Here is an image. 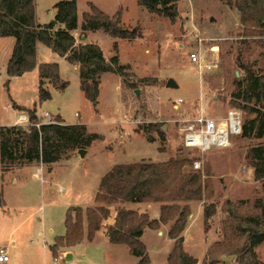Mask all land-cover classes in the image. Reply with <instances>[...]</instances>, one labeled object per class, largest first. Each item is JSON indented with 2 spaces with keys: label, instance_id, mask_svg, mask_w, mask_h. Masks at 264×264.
Returning <instances> with one entry per match:
<instances>
[{
  "label": "rangeland",
  "instance_id": "rangeland-1",
  "mask_svg": "<svg viewBox=\"0 0 264 264\" xmlns=\"http://www.w3.org/2000/svg\"><path fill=\"white\" fill-rule=\"evenodd\" d=\"M61 1L35 0L36 22L47 25L52 21L53 6ZM81 2L84 10L91 4L110 18L119 8H126L121 19L123 26L128 30L137 27L141 34L131 41L113 39L101 30L90 36L91 43L101 48L106 57L115 55L116 45L119 64L128 68V77H120L122 91L118 89V75L106 73L101 77L96 108L82 98L73 66L41 43L38 53L47 52L54 60L52 63L59 66L60 81L67 84L65 90L48 89L46 86L50 83L40 85L35 73L8 78L5 65L12 54L13 39H0V128L10 126L19 114L27 117L25 112L13 108L17 105L35 108L37 116L46 119L38 118L40 122L54 121L61 116L65 124H85L88 133L100 137L85 148L84 158H80L76 149L68 159L53 163L50 174L45 177L51 181L44 192L38 182L30 190L24 188L16 176L2 181L5 207L0 210V247L11 239L16 243L15 248L8 249L12 261L5 264L14 261L17 264H61V249H58L55 261L50 251L43 250V244L52 245L56 238L65 234V214L69 207L92 205L100 178L112 167L185 157L192 163L185 166L184 172L199 173L205 183L203 200L187 202L190 212L187 220L196 213L189 227L186 252L200 264L207 255L221 258L225 256L223 253H234L241 237L235 228L237 222L261 214L254 210L253 202L264 201V181L255 180L246 154L253 146H264V139L247 140L237 136L227 149L214 148L199 153L183 148L177 120L195 115L200 102L208 116L214 119L224 117L227 110L233 109L235 83L243 78L244 69L264 74V44L260 43H264V38L244 35L239 13L227 5V0H178L179 16L175 23L140 8L136 0ZM118 11L121 13V9ZM198 51L204 60L217 56L218 68L203 70L199 75L197 67L189 60V54ZM169 78L176 82L177 88L165 87ZM40 88L50 92L49 100L39 99ZM135 90H138L137 95ZM177 99L184 102L175 109ZM238 111L244 120L245 113ZM153 124L165 133L164 152L159 151L156 132H145ZM20 126L28 127L29 122ZM148 136L155 141L147 142ZM193 161L200 163L198 169L193 168ZM11 178L18 182L11 183ZM209 204L214 206V213L205 232L202 215L203 208ZM161 227L156 230L161 231ZM203 235L207 243L205 251ZM143 241L148 247L150 242L160 246L158 251L155 246L154 250L149 247V264H167L165 241L155 232H147ZM112 248L105 247L101 240L79 243L73 248L72 263L136 264L125 245ZM255 252L258 264H264V242L255 248Z\"/></svg>",
  "mask_w": 264,
  "mask_h": 264
},
{
  "label": "trees",
  "instance_id": "trees-1",
  "mask_svg": "<svg viewBox=\"0 0 264 264\" xmlns=\"http://www.w3.org/2000/svg\"><path fill=\"white\" fill-rule=\"evenodd\" d=\"M140 8L171 23L178 19V0H136ZM227 5L238 11L240 24L246 37L264 38V0H227ZM35 0H0V37L13 38L12 54L6 64L8 78L32 72L38 67L39 75L59 90L65 84L60 82L59 66L56 63L38 64L36 61V43L70 64L80 65V90L93 108L98 105L99 78L103 73L128 77V68L119 64L117 48L115 55L106 60L101 48L94 44L75 45L72 30L78 26L76 0H63L53 6L54 18L47 25L36 22ZM122 14L117 11L110 18L89 4V12L83 13L82 34L103 31L112 38L131 41L140 37L137 27L126 29L121 25ZM61 26V28H57ZM262 45L264 44L260 41ZM38 97L42 101L50 99V92L40 88ZM231 106L245 113L242 120L243 139H264V74L244 69V76L235 83ZM13 108L25 112L29 126H5L0 128V168L1 174L16 167L68 159L74 150H84L92 142L100 140L97 134L86 131L82 124H64L61 118L54 122L42 123L36 117L35 108L26 109L13 105ZM38 124V126H36ZM160 126L153 124L145 129L146 133L155 131L159 141V151L164 152L165 133ZM151 143L155 139L147 137ZM67 154V155H66ZM65 156V157H63ZM253 176L264 181V146H253L246 154ZM188 158H170L166 162H135L118 164L112 167L99 180L94 195L96 207H69L65 216V235L55 239L49 248L53 257L60 248H70L81 243L86 232V240L92 241L104 219L109 217V206L119 203H161L158 219L150 220L147 214L119 208L115 213L114 224L107 228L109 243L125 245L129 254L137 259L136 264H149L146 247L140 240L145 228L156 230L160 225L174 221L168 233L173 239V248L167 257V264H198L197 260L184 251L182 232L189 216V207L177 203L202 201L205 183L199 173L184 172L191 164ZM5 206L3 193L0 192V208ZM255 211L261 214L249 216L237 222L235 228L240 232L239 246L234 253L222 255L234 257L232 263L219 262L218 257H207L201 264H258L255 248L264 242V201L253 202ZM214 213V206L203 208V229L207 232V222ZM230 217V216H229ZM227 223V221L225 222ZM226 234V233H225ZM227 235V234H226ZM209 254V253H208Z\"/></svg>",
  "mask_w": 264,
  "mask_h": 264
},
{
  "label": "crops",
  "instance_id": "crops-1",
  "mask_svg": "<svg viewBox=\"0 0 264 264\" xmlns=\"http://www.w3.org/2000/svg\"><path fill=\"white\" fill-rule=\"evenodd\" d=\"M81 0H76V15H78V26L76 29L72 30V35L75 39V45L76 46H81V45H85V44H92L91 43V40H90V36L94 33V32H87L86 34H82L81 32V24H82V21H83V13H88L89 12V8H88V4H87V8H85L84 10V7H81ZM98 9V8H96ZM121 9V14H122V20H123V13L124 11H126V8H119ZM118 9V10H119ZM117 10V11H118ZM116 11V12H117ZM102 12V11H101ZM114 12V15L115 13ZM35 13H36V9L34 11V16H35ZM103 13V12H102ZM53 14H54V11H53ZM104 14V13H103ZM107 15V14H105ZM108 16V15H107ZM110 17V16H109ZM114 17V16H111V18ZM122 20H121V25L123 26L124 24L122 23ZM125 26V25H124ZM123 26V27H124ZM57 28H61V26H57ZM99 31V30H98ZM107 35V34H106ZM109 36V35H108ZM112 38V37H111ZM0 39H6V38H1ZM7 39H13V38H10L8 37ZM114 39V38H113ZM118 39V38H117ZM38 44L39 43H36V46H35V50H36V61H37V65L38 64H49V63H52V61L54 60H51L53 59L51 56H49L47 54V52H42V53H38ZM11 46V51L13 46H14V39H13V44L10 45ZM50 50V49H48ZM51 51V50H50ZM103 52V51H102ZM53 53V52H52ZM55 54V53H53ZM56 55V54H55ZM57 56V55H56ZM103 56H104V53H103ZM11 57V56H10ZM59 57V56H58ZM61 58V57H60ZM104 58L106 60L110 59L111 57H106L104 56ZM63 60H66V58H61ZM9 60V59H8ZM67 61V60H66ZM8 62V61H7ZM54 63V62H53ZM7 64V63H6ZM70 64V63H69ZM71 66H73V69L75 70V74H76V82L78 83V86L80 88V82H79V70H80V65L78 64H70ZM6 66V65H5ZM58 66V65H57ZM5 72H6V68H5ZM32 73H35V75L37 76V79H38V83L40 85H47L48 82L44 79H42L39 75V72H38V67H36L35 69L32 70V72H29V73H25L23 75H21V77L25 76V75H28V74H32ZM106 74V73H103L100 75V78H99V81L101 79V77ZM59 75H60V70H59ZM18 77V76H16ZM16 77H13V78H16ZM119 77V81H120V76ZM60 80H61V77H60ZM61 82V81H60ZM63 83V82H62ZM101 83V81H100ZM64 84V83H63ZM121 84H122V81H120V85L118 86V89H120V91H122L121 89ZM50 87V89H56V91L58 92H62L65 90V88L67 87V84H65L64 88L59 90L57 88L56 85H52L50 84L49 86H46ZM99 87H100V84H99ZM122 93V92H121ZM81 96L82 98L84 97L83 94L81 93ZM99 96V94H98ZM98 98V97H97ZM86 99V98H84ZM99 99V98H98ZM88 101V100H87ZM36 114V113H35ZM20 115V114H19ZM19 115H18V118L10 125V126H13V125H17L18 121H19ZM51 116V115H50ZM49 116V117H50ZM36 117L37 114H36ZM40 120H46V119H42L41 117H38ZM55 118V117H54ZM57 118H61V121L62 123H64L63 119L61 116L57 117ZM55 118V120L57 119ZM54 120V121H55ZM44 123V122H42ZM46 123V122H45ZM65 124V123H64ZM75 124V123H74ZM78 124V123H76ZM85 125V124H84ZM86 127V126H85ZM86 131H87V128H86ZM58 162V161H57ZM53 163H56V162H53ZM51 163V165L53 164ZM51 165H48V166H44L40 163H35V164H29V165H24V166H20L18 168H14L13 170L5 173L4 175L1 174V168H0V192L3 193L2 191V181L7 180V177H12V176H16L17 178H20L21 180V184H23L24 188H27L30 190V188H32L34 186L35 183H40L41 185V188L43 189V192L45 191V186L47 184H49V182L51 181L50 178H45L46 176H48L52 170V166ZM48 171L47 173L45 171ZM108 172V171H107ZM106 172V173H107ZM103 176V175H102ZM102 178V177H101ZM100 178V179H101ZM11 183H17V179H14V178H11L9 179ZM9 182V181H8ZM97 192V191H96ZM94 198V197H93ZM193 202H196V201H188V203H193ZM187 202L184 203V202H180L178 204L180 205H186L188 204ZM97 205L94 203V199H93V203L92 205L90 206H86V207H96ZM161 206V203L159 202H153V203H128V202H125V203H119V204H115V205H110L108 208H109V217L107 219H104L102 224H101V227L98 231H96V234L93 238L92 241H88L86 239H84L81 243H91V242H94L96 240H101V242L103 244H105V247L109 248V249H113L112 247L113 246H119V245H112L109 243V240H108V236H107V228L111 225L114 224V220H115V213L116 211L119 209V208H124L126 210H131V211H134V212H138V213H143V214H147L150 218V220H153V219H158L160 217V213H159V208ZM5 207V206H4ZM3 207V208H4ZM71 207H79V206H71ZM83 208V207H80L82 209H86ZM3 208H1L0 210H3ZM4 212V211H3ZM200 212V211H199ZM196 213V212H195ZM195 213L193 212L192 215H191V218L187 220V223L184 227V231L182 232V237H183V245L184 246V251L186 252V243H187V239H188V234H189V227H190V224L192 223L193 221V218L195 216ZM202 218H203V215H202ZM174 221H171L169 222V224L167 225H162V227L160 228L161 231L159 230H151V229H148V228H145L144 231H143V234L142 236L140 237V240L141 242L143 243L144 247H146V250H147V254L149 252V247L151 250H154L155 247H157V249L155 251H158L160 246L156 245V243H153V242H150L149 243V247L148 245H146V243L143 241V238H144V235L147 233V232H155V234L160 238L162 239L163 241L166 242L167 244V250H166V253H165V259L167 260V257L169 256V254L171 253V250L173 248V239H169L168 237V233H169V229H170V225L173 224ZM64 233H65V227H64ZM40 236H43V233H39ZM65 235V234H64ZM63 235V236H64ZM61 236V237H63ZM53 245V244H52ZM52 245H46V244H43V250L46 251L47 253V250L50 251V254H52L51 250H49L48 248H50ZM4 246H7L8 249H13L15 248L16 246V243L14 240H10L8 244L4 245ZM76 246V245H75ZM75 246H72L70 248H60L61 249V252L62 253H71L72 254V260L74 259V256H75V253H74V247ZM155 246V247H154ZM203 251H205V249L207 248V243H206V240H205V235H203ZM61 252L59 254H61ZM187 253V252H186ZM189 254V252L187 253ZM190 255V254H189ZM53 257V255H52ZM135 259V258H134ZM196 259V258H195ZM53 260H54V257H53ZM72 260L69 264H74L72 263ZM136 260V263H137V259ZM198 264H200L199 260L196 259ZM10 261H12V259L10 258ZM9 261V262H10ZM8 262V263H9ZM167 263V262H166ZM12 264H17L15 261L12 263Z\"/></svg>",
  "mask_w": 264,
  "mask_h": 264
},
{
  "label": "built area",
  "instance_id": "built-area-1",
  "mask_svg": "<svg viewBox=\"0 0 264 264\" xmlns=\"http://www.w3.org/2000/svg\"><path fill=\"white\" fill-rule=\"evenodd\" d=\"M216 48L217 46L212 48L213 53L216 52ZM189 60L197 67L199 75L203 70H215L219 66L217 56L211 60H204L199 51L189 54ZM183 102L184 100L177 99L173 107L176 109ZM26 122H28L27 117L24 114H20L17 124L21 125ZM50 122L54 121L50 120L46 123ZM177 122L179 123V129L182 134L183 148L196 150L199 153H206L214 148L227 149L232 145L231 140L234 137L240 136L242 132V115L240 111L234 108L229 109L224 117L214 119L204 111L201 102L196 107L195 115L177 120ZM199 167L200 163L193 161V168L198 169ZM54 260L57 261L56 258ZM9 261L7 246L0 247V264H5Z\"/></svg>",
  "mask_w": 264,
  "mask_h": 264
},
{
  "label": "water",
  "instance_id": "water-1",
  "mask_svg": "<svg viewBox=\"0 0 264 264\" xmlns=\"http://www.w3.org/2000/svg\"><path fill=\"white\" fill-rule=\"evenodd\" d=\"M165 87L170 88V89H175L178 87V85L176 84V82L169 78L166 82ZM135 94H138V90H135ZM86 153V149L84 150H78V155L80 156V158H84ZM72 260V254L71 253H61L59 254V262L61 264H68L70 263ZM233 257L231 256H221V258H219V262H227V263H232Z\"/></svg>",
  "mask_w": 264,
  "mask_h": 264
}]
</instances>
